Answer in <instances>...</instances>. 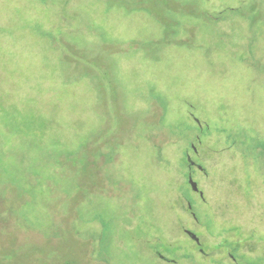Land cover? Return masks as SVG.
<instances>
[{"label": "rangeland", "instance_id": "1", "mask_svg": "<svg viewBox=\"0 0 264 264\" xmlns=\"http://www.w3.org/2000/svg\"><path fill=\"white\" fill-rule=\"evenodd\" d=\"M0 264H264V0H0Z\"/></svg>", "mask_w": 264, "mask_h": 264}, {"label": "water", "instance_id": "2", "mask_svg": "<svg viewBox=\"0 0 264 264\" xmlns=\"http://www.w3.org/2000/svg\"><path fill=\"white\" fill-rule=\"evenodd\" d=\"M195 188L197 189V186H195Z\"/></svg>", "mask_w": 264, "mask_h": 264}]
</instances>
